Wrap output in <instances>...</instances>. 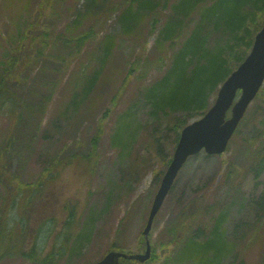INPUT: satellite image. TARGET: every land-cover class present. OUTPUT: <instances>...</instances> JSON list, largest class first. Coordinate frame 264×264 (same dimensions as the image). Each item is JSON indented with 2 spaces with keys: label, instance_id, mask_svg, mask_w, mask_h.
I'll list each match as a JSON object with an SVG mask.
<instances>
[{
  "label": "trees",
  "instance_id": "16d2710c",
  "mask_svg": "<svg viewBox=\"0 0 264 264\" xmlns=\"http://www.w3.org/2000/svg\"><path fill=\"white\" fill-rule=\"evenodd\" d=\"M18 1L22 9L29 10L33 0H28V4L22 3L23 0ZM36 1L39 14L35 15V21H28V14L23 17L20 12L18 16L10 19V24L17 26L14 34L18 38V54L6 53L7 56L0 61V99L2 96L9 98L12 104L11 112L15 117L12 132L0 143V187L4 200L3 206H0V261L20 256L33 264H60L62 252L67 249L74 224L78 222L79 202L64 203V208L58 209L59 214L63 212V215L67 209V216L57 233L58 245L46 248V236H51L60 223L57 216L53 215L52 194L57 191L59 173L67 167L72 166L79 173L92 171L97 159L98 142L103 134L104 120L101 119L88 142L65 146L62 148V155L61 152L50 160L47 158L43 172L32 182L22 180L18 171L11 170L10 167L12 156L18 154L14 149L17 140L16 129L22 126L23 121L24 127L30 131L39 127L54 88L64 79L66 70L74 62L73 58L82 55L84 59L77 57L78 60L70 69L66 80L68 99L63 101L53 115L55 120L50 121L51 128L56 122L60 123L58 128L69 127L67 123L75 121L83 110H91L88 106L91 93L117 56L120 59L118 72H122L123 77L110 99L111 108L117 106L132 78L140 82L145 81L149 74L158 73V77L141 92L143 102L149 105L155 120L166 119L165 127L175 131L171 154L180 130L192 118H198L207 111L220 84L249 52L254 34L264 22V0H83L80 5H77L76 0ZM70 3L74 4L73 8ZM62 5H65L66 9H72V19L56 34L57 37L52 39L45 34L47 32L43 29V17L56 18ZM112 16L118 26V32H103L101 27L104 21ZM152 35L154 39L150 44L149 37ZM95 40H98L95 47L85 51V47ZM48 47H51V50L56 49V53H48ZM32 51H35L34 55L31 54ZM37 60L44 61V67L41 69L44 75L49 69L45 67V63L58 62L59 66L53 68L56 75L50 84L40 82L41 78L37 80V84L47 89L49 94L44 97L39 94L42 101L36 106L20 105L15 92L8 85L12 79L20 80L18 76L23 73L22 66L24 70L31 61ZM45 77L47 78L48 74ZM254 99H260V106L264 107V86L259 89ZM22 106L25 111H22ZM91 106L95 107L94 104ZM110 109H105L103 118ZM246 112L233 136L240 131ZM37 114H41L38 119ZM63 121L66 123L62 124ZM157 125H160V122L153 126L157 129ZM30 131L27 139L29 146L33 138ZM116 134L119 135L118 131ZM121 143L123 148L125 143ZM258 144L259 142L253 139L245 147L246 151L251 150L253 163H250L257 179L264 171V141L259 147ZM158 153H162L161 150ZM140 169V165L133 163L129 170L131 178H134L132 175H139L142 172ZM255 203V220L239 222L228 232L223 227V212L213 215L214 209L211 206L189 204L163 231L166 233V244L169 248L174 245L176 249L170 251L164 243H159L162 250H165L163 264H180L189 260L195 264H222L223 258L236 246L235 241L253 230L257 231L262 224L264 193ZM5 204L8 208L16 207L14 210L20 213L18 220L13 221L11 225L5 222L1 215L7 208ZM38 204L43 210L40 209V215H37ZM200 211L210 214V218L208 219V215L203 218L197 216L196 212ZM38 217L42 218V221L36 224L35 232L31 234L30 225ZM42 228L45 229L44 232ZM87 233L89 231L86 235ZM77 236L80 237L81 234L78 233ZM249 242L252 241L247 244ZM184 244L192 245L194 252L185 254ZM155 249L154 245L150 259L155 260L158 257ZM109 250L134 253L114 243L96 260ZM119 260L120 264L147 263L127 258Z\"/></svg>",
  "mask_w": 264,
  "mask_h": 264
},
{
  "label": "rangeland",
  "instance_id": "374dc122",
  "mask_svg": "<svg viewBox=\"0 0 264 264\" xmlns=\"http://www.w3.org/2000/svg\"><path fill=\"white\" fill-rule=\"evenodd\" d=\"M76 1L77 5L83 2V0ZM21 2L29 3L28 0ZM70 6L73 8L74 4L70 3ZM19 12L23 17L28 14V21H35L37 19L35 15L39 14L37 1H31L29 10H26L20 7L18 0H5V2L0 0V61L9 54H18L16 47L18 38L14 34L17 26L10 24V19L18 16ZM72 13V9H66L65 5H62L58 9L56 18L43 17V29L47 32L45 34L52 39L56 38V34L72 19ZM18 19L21 20L20 17ZM104 22L101 27L103 32L110 34L118 32L113 16ZM153 39L154 35L149 37L150 44ZM97 42L98 40L91 42L85 47V51L93 49ZM47 52L55 54L56 49L51 50V47H48ZM34 53L35 51L31 52L32 55ZM77 57L84 59L82 55ZM77 57L73 58L74 62L66 70L62 82L54 88L39 127L30 131L29 128L24 127L25 121H23L22 126L16 129L17 140L14 149L18 154L12 156L11 170H17L24 181L36 180L43 172L47 158L50 160L57 156L65 146L76 142H88L101 119L104 120L103 134L98 142L97 159L92 171L84 172L85 174L79 173L69 166L59 173L57 191L52 194L51 206L54 204L53 215L57 216L60 223L51 236H46L48 239L46 248H52L54 244V246L58 245L57 233L64 225L67 216V209L64 215L63 212L59 214L58 209L64 208V203L71 204L77 201L79 202L78 222L74 224L73 235L66 245L67 249L62 248L64 251L60 264H92L114 243L131 252L143 254L146 241L142 230L152 198L167 167V162L172 156L170 150L175 138V131L165 127L167 120L162 118L159 121L155 120L150 113L149 105L143 102L141 91L158 77V73L149 74L145 81L140 82L132 78V82L117 106L111 108L110 99L116 88L120 86L123 77V73L118 72L120 59L116 56L91 93L88 100L91 110H83L75 121L67 123L69 127L58 128L60 123L56 122L51 128L50 121L55 120L53 115L63 101L68 99L66 80L70 75V69L78 60ZM43 65L44 61L37 60L31 61L24 70L22 66L23 73L18 76L20 80L12 79L11 84L8 85L15 92L20 105L36 106L42 101L40 95L44 97L49 94L47 89L37 84V80L41 78L40 82L50 84L56 75L53 68L59 65L58 62L45 63V67H49L46 71L47 78L41 70ZM92 104L96 108L91 106ZM260 105V99H253L246 112V118L239 128L240 131L233 136L223 153L206 154L200 151L189 157L182 165L171 190L154 218L149 233L150 256L155 245L158 257L155 260L149 257L145 261L146 264H163L165 250H162L159 243H164L170 251L176 250L174 245L169 248L166 244L164 239L166 233L163 231L175 221L180 211L187 209L191 203L211 206L214 209L213 215L223 212L225 214L223 227L227 232L239 222L255 220L254 210L257 206L255 202L264 193V171L258 179L254 177L251 150L246 151L245 147L253 139L259 142L257 147L264 141V107ZM23 106L22 111H25ZM11 107L9 98L2 96L0 99V143L5 141L12 132L15 117ZM107 108H111L110 112L103 118ZM39 115L41 114H37V119ZM193 119L196 117L190 121ZM156 122H160L157 129L153 126ZM64 123L66 122L63 121L62 124ZM29 131L33 133L30 146L27 140L30 136ZM117 131L119 135L116 134ZM45 132L46 135H44ZM119 140L125 143L123 148L121 141L116 142ZM159 150L162 153L159 154ZM133 163L140 165L142 171L139 175H132L135 179L129 174ZM1 193L0 187V206H3L4 200ZM5 206L7 208L1 212V215L3 220L11 225L13 221L18 220L20 213L14 210L16 207L8 208L6 204ZM40 209L42 210L39 205L37 215H40ZM35 211L33 218L36 216ZM196 215L202 218L208 215V219L210 218V214L203 211L196 212ZM41 221L42 218L38 217L30 225L31 234H34L32 232H35L36 224ZM44 230L42 228L43 232ZM78 233L81 234L80 237L77 236ZM248 241L252 242L247 244ZM235 242L236 246L223 258L222 264H264V219L257 231L253 230ZM193 250L195 249L192 245H183L185 254L194 252ZM0 264L33 263L20 256H12L2 259ZM180 264L195 263L189 260Z\"/></svg>",
  "mask_w": 264,
  "mask_h": 264
},
{
  "label": "water",
  "instance_id": "95a60500",
  "mask_svg": "<svg viewBox=\"0 0 264 264\" xmlns=\"http://www.w3.org/2000/svg\"><path fill=\"white\" fill-rule=\"evenodd\" d=\"M264 82V23L255 34L252 47L244 60L221 83L207 111L186 124L180 131L172 158L154 195L143 229L147 247L143 254L108 251L94 264H120V258L146 261L150 256L148 233L173 181L188 157L204 150L208 154L222 153L236 130L247 107ZM229 114V116H228Z\"/></svg>",
  "mask_w": 264,
  "mask_h": 264
}]
</instances>
